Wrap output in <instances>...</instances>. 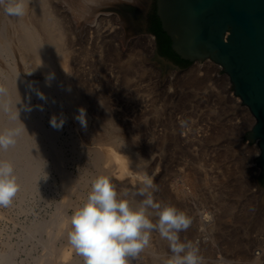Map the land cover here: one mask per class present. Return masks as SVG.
Instances as JSON below:
<instances>
[{
	"label": "rangeland",
	"instance_id": "1",
	"mask_svg": "<svg viewBox=\"0 0 264 264\" xmlns=\"http://www.w3.org/2000/svg\"><path fill=\"white\" fill-rule=\"evenodd\" d=\"M83 1L86 4L93 2L90 11L86 14L83 13L85 10ZM100 1H43L49 9L45 7L48 10L46 12L44 9L45 13L51 15L46 17H53L55 22L59 21L57 25L60 28L57 31H60L59 34L64 36V39L60 37L62 42L59 41V44L61 45L58 44L62 48L58 46L57 51L63 53L65 50L67 53L65 59L60 62L54 55L56 60H53L52 63L54 65V62H58V67L55 63L57 75L60 70L59 66H67L65 77L60 78L63 81L71 82V87L74 88L73 96L75 95L74 97L77 99L74 98L76 102L74 100L70 102V97L67 94L59 92L56 95L57 98L55 97L57 109L52 111V102L48 100L47 96L46 100H41L39 97L34 98L33 95L36 93L30 90L32 93L30 95L33 97H31L32 100L30 99L29 106L32 105L33 109L38 110L35 117L28 116L30 126L32 122L35 123L39 120L35 119L43 116L44 118L39 120V124L43 123L40 126L47 132L57 133L54 142H51L52 140L49 142L47 140L49 133L45 131L46 133L43 134L39 131L38 126H35L33 128L36 129L35 133L40 134L35 139L47 140V146H54L51 148L52 150L61 149L66 157V162L62 170L59 166L52 164L48 155L46 158L48 161L46 160L45 163H51L49 167L51 170L49 169L48 174L44 175L45 168L49 166L48 163V166L45 164L38 169L35 166V174L39 173L35 176L33 172L30 178V182L31 179L35 180V183L32 181L36 186H32L34 190L27 191V193L22 192L23 194L19 192L15 194L17 196L13 197L8 206H0V264H39L38 260L44 253L42 240L49 239L48 233L44 232L46 226L47 230H52L54 227H50L52 225L59 227L60 217L65 216L62 215L65 211L64 207L67 209L68 217L63 218H66L65 222L69 221L73 211L86 201L91 190L92 180L105 167L102 162H97L99 165L94 163L93 170L88 169V164L91 161H97L94 155L97 152L94 149L100 145L103 146V144L104 146L114 145L120 155L132 160L129 163L131 168L129 170L137 176L138 183L129 184L128 178L117 181L110 173L104 175L110 178L117 192L123 198L128 199L130 203L137 198L131 205L134 206L136 201L138 203L144 199L137 192L142 186V178L147 176L153 180L154 188L150 191L153 193L154 200L160 202L162 206L173 205L192 218L190 227L181 231L179 236L181 241L191 242L193 247L198 250V255L202 257V264H256V261L264 262V203L260 205L261 195L255 193L257 189L255 178H259L260 172L254 160L259 156V148L257 143L249 146V141L243 142V137L254 124L252 119L250 122V119L244 115L247 108L243 107L244 111L234 108L230 98L220 92L218 87H214L217 83L221 84L219 82L221 80L217 81L215 74L210 71L199 70V66L207 65L210 61L190 64L184 69V72L172 70L176 71L174 74L191 72L192 75L189 73V77L200 78L202 84L189 79L182 80L183 84H180L181 80L170 77L171 75H167L164 69L163 73L159 75V69H162L163 66L151 67L154 61L162 63L154 59V50L150 51L143 44L139 46L140 48L138 45L132 47L131 44V41L144 35H137L136 24L137 14L145 12L146 4L141 10L130 3L120 1H114L115 3L111 2V4L109 1V4L107 2L105 6H101L103 0ZM31 4L28 2L25 5L29 12ZM26 15L20 17L21 23L24 22L25 25L28 23V19H31ZM2 19L3 15H0V21ZM32 22L37 24L33 20ZM20 26L19 23V29ZM36 27L38 28L39 25ZM119 30L121 32H117ZM26 33L23 32V35ZM39 33L40 38L42 37L41 41L46 40L43 32ZM150 35L154 36V34ZM46 45L47 41H44L43 46ZM132 57H134L133 61L137 57L138 60L130 68L127 62ZM7 61L11 67L2 66L1 85H6L7 79L9 80L13 75L16 67L23 69L18 57H10ZM220 76L226 77L222 71H220ZM5 78L7 79L5 80ZM1 81H6V83ZM73 88L71 89L73 90ZM2 89L0 98L5 93V89ZM82 105L87 110L89 125L86 128L81 127L75 119ZM249 114L252 115L250 111ZM51 115H62L65 118V123L61 128H54L50 125ZM47 146L45 147L46 153L51 152ZM133 159H139L138 164L137 162L135 164ZM86 166L87 169H85ZM189 173L195 175L196 180L194 183L187 180L188 182L185 184L184 176ZM66 175L73 177L81 185L77 188L81 195L76 192L74 197L72 196L71 200L73 201H71L69 209L67 205L62 204V202H66L63 201L66 196L63 188ZM124 184L127 186L123 187ZM182 186L185 187L186 194L181 193ZM178 191H181L180 196ZM20 195L23 196V200L20 199ZM64 200L67 198L65 197ZM137 203L135 206H139ZM58 205L60 208L63 205L61 211H59ZM147 211L155 222L157 219L154 214L155 210L150 208ZM59 218L60 220H58ZM58 227H54L53 231H57ZM63 239L60 237L56 244H53V248L57 247H55L56 250L54 249L55 253L53 251V255L56 256L54 257L55 263L62 260L69 262L77 260L76 264H83V257ZM237 254L241 256H237ZM9 255L12 256V258L10 257L12 261L6 259ZM65 255H67L66 259H64ZM172 256L169 242L161 238L158 231L152 230L149 244L137 256L130 257L129 264H167L168 259ZM258 258L260 260H257Z\"/></svg>",
	"mask_w": 264,
	"mask_h": 264
},
{
	"label": "bare ground",
	"instance_id": "2",
	"mask_svg": "<svg viewBox=\"0 0 264 264\" xmlns=\"http://www.w3.org/2000/svg\"><path fill=\"white\" fill-rule=\"evenodd\" d=\"M44 1V0H43ZM41 0H24V3L26 5V3L30 2L32 3V7L30 9V12L29 10H25V14H27V18H31L33 21H35L37 24V26L39 25V29L36 27L35 23L32 22L31 19H28V23L25 25L24 22L21 23V20H20V17L16 18L15 16H9L5 13L4 11V6L3 5H0V15L2 16L3 15V19L0 21V72L2 69V66L4 67H11V65L8 63L7 59H10V57H18V60L21 61V64L23 66V69H19V68H15L16 70L13 71V73L11 72L12 70H10V73H12L13 75L10 77V75H8L10 78L9 80L7 78H5V80L7 79V83L6 81H4V78H3V83H6V85H1L0 84V90L2 88H4L5 90V93L4 95L0 98V133H7L8 131H12V130H18V135H16L14 137L15 139V143L13 145H10L7 149L5 150H0V160H3V161H7V162H10L13 164L14 166V173L17 177V180H18V191L16 194H18L19 192H23V193H27V191H31V190H34L33 188L36 187L34 186L33 183H35V180H32L31 179V182H30V178H31V175L32 173L36 176L37 174H35L36 172V167L38 169V167L40 166H44L45 164L47 165L48 163V167H46L45 169V174H48L47 172L49 171V167L51 166L49 164V162L45 163V161L47 160L46 158L49 157L51 158V162L52 164L54 163V165H57L59 166V168H61L63 170V167H64V163L66 162V157L64 155V152L61 150V149H54L52 150L51 148L54 146L52 145V147H49L46 145V141L48 140L50 142V140H52L51 142H54L55 138H56V134L55 132H47L45 128L41 127L43 125H41V123L39 124V120L43 117L41 116V118H37L35 120H38V121H35V123H31V126H30V121H28V118L30 117V115L34 116L36 115V111H38L37 109H33L32 108V105L29 106V103L30 101L32 100L31 97L34 96V98H38V96L35 94L33 96L32 93H30L32 90L33 92L36 93L35 89H39L40 91H42L49 99L48 100H51V109L52 111L53 110H56V103H55V97L57 95V93L59 94V92H62L63 94H67L69 98V101L72 102L75 99H77L76 97L73 96V92H74V88L73 86L71 87L72 84H70L71 82L69 81H63L60 77H65V72H66V69H67V66H59V69L58 70V75H57V70L55 71V63L57 65L58 62H54V65H53V60L55 61L57 58L59 59V62L63 59H65L64 57L66 56V51L63 50L64 52L60 53V51L58 52L57 51V48L59 45V41L60 40V37H64V36H61L59 33L60 31H57L59 30L58 28V25H57V22H59L58 20H53V17H50V18H47L51 15L46 14L45 13V7L47 6L45 4V2H43ZM48 1V0H47ZM88 1V0H87ZM94 1V0H92ZM96 1V0H95ZM102 1V0H101ZM100 1V2H101ZM109 1H110V4L111 2L113 3L114 1H120V2H126V3H130L131 5H134L135 7H138L139 9L142 10V8L145 7V4H146V0H103L102 3H101V6H105V4H109ZM7 2V0H6ZM64 2V1H63ZM81 2V1H80ZM84 2V1H83ZM98 2V0H97ZM85 3V2H84ZM115 3V2H114ZM79 4V3H77ZM82 4V3H81ZM93 4V2H92ZM92 4L89 2L88 4H84V12L83 10L81 12L83 13H87L90 11L91 9V6ZM96 4V3H95ZM100 4V3H99ZM29 5V4H28ZM76 5V4H75ZM80 5V4H79ZM98 5V4H97ZM48 7V6H47ZM46 7V8H47ZM77 7V6H76ZM97 7V6H96ZM45 9V10H44ZM48 9V8H47ZM51 9V8H50ZM95 9V8H94ZM97 9V8H96ZM129 9V8H128ZM49 10V9H48ZM46 10V12L48 11ZM79 11V9H78ZM94 11V10H93ZM51 13V12H50ZM53 13V12H52ZM79 13V12H78ZM53 15V14H52ZM81 15V14H80ZM9 16V17H8ZM24 16V15H23ZM47 16V17H46ZM57 17V16H56ZM55 17V18H56ZM25 18V17H24ZM26 18V20H27ZM54 18V19H55ZM52 19V20H50ZM23 21V19H22ZM25 21V19H24ZM20 26V29L18 27V25ZM59 24V23H58ZM25 25V26H24ZM61 25V24H60ZM57 28V29H56ZM56 30V31H55ZM61 30V29H60ZM17 32H20L21 35H18L20 33H17ZM23 32H27L26 34L23 35ZM39 32H43V35L44 38H46V40L44 41H47V45L49 44V46L47 47L46 46H43L44 44V41H43V44H42V37L40 38V33ZM58 32V33H56ZM117 32H121L120 30L117 31ZM63 34V33H61ZM22 35H23V38H22ZM19 36V37H18ZM21 36V37H20ZM61 38V39H62ZM64 39V38H63ZM62 39V40H63ZM62 42V41H61ZM64 42V41H63ZM65 43V42H64ZM59 44V45H58ZM131 44H132V47L134 46H142L141 44H143V46H146V48L148 47V49H150V51L153 52L154 50V46H155V41H154V36L153 35H150V34H146L145 36L142 35V36H139V38H136L135 40L131 41ZM65 45V44H64ZM60 47V46H59ZM136 47V48H138ZM62 48V46L60 47ZM65 48V47H64ZM140 48V47H139ZM145 48V47H144ZM135 49V48H134ZM61 50V49H60ZM132 50V49H131ZM138 50V49H137ZM133 51V50H132ZM140 51V50H139ZM145 51V50H144ZM135 52V51H134ZM141 52V51H140ZM57 53V55H56ZM60 53V54H58ZM143 53V51H142ZM131 54V53H130ZM134 54V53H133ZM56 59H55V57ZM135 55V54H134ZM142 55V54H141ZM152 56V55H151ZM139 57V56H138ZM138 57L137 59L134 60V57H132V59L127 62L128 66L130 68H132V65L134 62H136L138 60ZM142 57V56H141ZM140 57V58H141ZM148 57V56H147ZM7 58V59H5ZM123 59V58H122ZM14 60V59H13ZM127 60V59H126ZM129 60V58H128ZM148 60V59H147ZM146 60V61H147ZM58 61V60H57ZM154 61V60H153ZM125 62V61H124ZM139 62V61H138ZM137 62V63H138ZM148 62V61H147ZM161 62V61H160ZM136 63V64H137ZM162 63H157L154 61V63L152 64L151 67L155 66L159 67L160 66H163L161 65ZM16 65V64H15ZM142 65V64H141ZM17 66V65H16ZM19 66V65H18ZM144 66V64H143ZM148 66V65H147ZM58 67V65H57ZM127 67V66H126ZM139 67V65H138ZM13 68V67H12ZM123 68V67H122ZM134 68V67H133ZM137 68V67H136ZM149 68V67H148ZM5 69V68H4ZM45 69V70H44ZM135 69V68H134ZM163 69L164 71L167 73V75H171L170 77H174V78H177V80L179 79V81L181 82L180 84H183L182 83V80H190L192 82H196L199 84L202 82V80L200 78H196V76H191L189 77V73L192 75L191 72H185V73H180V74H174L175 72L172 71L173 69L170 67V66H166L165 68L162 67V69L160 68L159 69V75L160 73H163ZM204 70V71H210V73H214L215 74V78L218 79L217 81L221 82V84H218L217 85L215 84L214 87H218L217 89L224 93L225 95H227V97L230 98V100L232 101L233 105H234V108H236L237 110L239 111H244L243 110V107L247 108V110L245 111L244 115H246L249 119H250V122H251V119H252V122L255 123V119L254 117L252 118L253 115H250L249 114V109L248 107L244 106L243 103H242V100L237 97L233 90H232V85L229 81V78H227V75L226 77L225 76H220V71H222V68L221 66H217V64L215 65V63L211 62L208 63L207 65L205 64L204 66H199V70L201 71ZM23 70V71H22ZM143 70H146V69H143ZM156 70V69H155ZM6 71V69H5ZM29 71V73H27ZM40 71V73H38ZM44 71V72H43ZM128 71V70H127ZM147 71V70H146ZM145 71V72H146ZM148 71H150V69H148ZM191 71V70H190ZM194 71V70H193ZM50 72H54L55 73V78L51 81V85L49 86L48 83H46L45 81V76L46 74L50 73ZM139 72V71H138ZM179 72V71H178ZM177 72V73H178ZM181 72H184L181 71ZM198 72V71H196ZM3 73V72H2ZM7 73V72H5ZM147 73V72H146ZM152 73V72H151ZM157 73V74H158ZM42 76H41V75ZM132 74V73H131ZM140 74V73H139ZM194 74V72H193ZM143 75V74H141ZM146 75V74H145ZM3 76L0 75V77ZM154 76V75H153ZM167 77V76H166ZM194 77V78H192ZM133 78H135L133 76ZM212 78V77H211ZM2 79V78H1ZM157 79V78H156ZM159 79V78H158ZM163 79V78H162ZM215 79V81H216ZM14 80V81H13ZM17 80V81H15ZM68 80V79H67ZM71 80V79H70ZM204 80V79H203ZM134 81V80H133ZM172 81V80H171ZM177 81V82H179ZM184 82V81H183ZM189 82V81H188ZM191 82V83H192ZM204 82V81H203ZM2 83V84H3ZM156 83V82H155ZM159 83V82H158ZM187 83V82H185ZM175 84V83H174ZM198 84V85H199ZM202 84V83H201ZM30 85H32L30 87ZM186 85V84H185ZM197 85V84H196ZM2 87V88H1ZM179 87V86H178ZM73 88V90L71 89ZM3 90V89H2ZM1 92V91H0ZM77 92V91H76ZM31 94V95H30ZM2 95V94H1ZM0 95V96H1ZM67 95H65L67 97ZM78 96V95H76ZM59 97V96H58ZM81 97V96H80ZM57 98V97H56ZM31 99V100H30ZM68 99V98H67ZM80 99V98H79ZM38 100V99H37ZM58 100V99H57ZM36 101V100H34ZM61 101V100H60ZM74 102H76L74 100ZM80 102V101H78ZM82 102V101H81ZM32 104V102H31ZM42 104V102H41ZM46 104V103H44ZM69 104V103H68ZM71 104V103H70ZM76 104V103H75ZM74 104V105H75ZM49 105V104H48ZM80 105V104H79ZM61 106V105H60ZM59 106V107H60ZM155 106V105H154ZM78 107V106H77ZM81 107V106H80ZM83 107V105H82ZM31 109V110H28V109ZM153 108V106H152ZM163 108V106H162ZM44 109V108H43ZM70 109V108H69ZM49 110V109H48ZM71 110V109H70ZM248 111V112H247ZM43 113V112H42ZM162 113V112H161ZM251 113V112H250ZM38 114V113H37ZM45 114V113H44ZM49 114V113H48ZM46 114V115H48ZM58 114V113H57ZM74 114V113H73ZM243 114V113H242ZM39 115V114H38ZM29 116V117H28ZM50 116V115H49ZM52 116V115H51ZM74 116V115H73ZM243 116V115H241ZM245 116V117H246ZM31 118V117H30ZM44 118V117H43ZM246 119V118H245ZM30 120V119H29ZM247 120V119H246ZM44 122V121H43ZM249 122V121H248ZM29 123V124H28ZM41 125V126H40ZM89 125V124H87ZM254 125V124H253ZM35 126L40 129L39 131H41L43 134L44 132L46 131L47 133H49L47 140L44 141V139H38L40 140V143H38V140L35 139L36 136L40 135L38 133H35V130L36 129H33L35 128ZM97 127V126H96ZM99 127V126H98ZM97 127V128H98ZM253 127V126H252ZM110 128V127H109ZM170 129V128H169ZM167 129V130H169ZM75 130V129H74ZM86 130V129H85ZM116 130V129H115ZM118 130V129H117ZM116 130V131H117ZM50 131V130H49ZM88 131V130H87ZM45 132V133H46ZM84 133V132H83ZM89 135V134H88ZM87 135V136H88ZM171 135V134H170ZM41 138V136H40ZM44 138V137H43ZM36 142H35V140ZM77 139V138H76ZM115 139V138H114ZM117 139V138H116ZM75 140V139H74ZM73 140V141H74ZM118 140V139H117ZM34 141V143H33ZM44 141V142H43ZM78 141V140H76ZM74 144V142H73ZM123 144V143H122ZM49 145V144H48ZM76 145V144H75ZM108 145V144H107ZM101 146L100 147H97L95 148L94 150L97 152L95 153L94 151V155H95V159H97L96 162H92L88 164V169H92L94 163L96 165V163L98 162H102L105 167L102 168L103 170H101L102 172L97 175V176H100V175H108L109 173L110 174H113L114 177L116 178L117 181H121V180H124L125 178H128V181H129V184L130 183H133L135 184L138 183L137 181V176H135L134 174H132V172H130L129 170V163L130 161L132 162V160H129L127 157L125 156H122L118 153L116 147L114 145H108V146ZM49 147V149H51L50 151L51 152H48L46 153V148L45 147ZM126 147V146H125ZM79 148V147H78ZM71 150V149H70ZM74 150V149H73ZM77 150V149H76ZM131 151V149H130ZM77 152V151H75ZM136 152V151H135ZM134 152V153H135ZM257 152V151H256ZM258 152L260 153V150L258 149ZM257 152V153H258ZM78 153V152H77ZM47 154V155H46ZM74 155V154H73ZM72 155V156H73ZM80 155V154H79ZM82 155V154H81ZM77 156V155H76ZM78 157V156H77ZM134 157V156H133ZM142 157V156H141ZM88 158V157H87ZM140 158V157H139ZM74 159V158H73ZM143 159V158H142ZM134 160V159H133ZM48 161V160H47ZM139 162V159H135L134 160V163L136 164V162ZM141 161V160H140ZM145 161V160H144ZM137 162V164H138ZM97 163V165H99ZM145 165V163H144ZM144 165H141V166H144ZM18 166V168H17ZM36 166V167H35ZM53 166V165H52ZM98 167V166H96ZM40 169V168H39ZM87 169V166L86 168ZM131 169V168H130ZM51 170V169H50ZM93 170V169H92ZM39 171V170H38ZM65 171V169H64ZM100 171V170H99ZM182 171V170H181ZM184 171V170H183ZM66 172V171H65ZM98 172V171H97ZM191 172V171H189ZM67 173V172H66ZM85 173V172H84ZM87 173V172H86ZM99 173V172H98ZM43 175V176H44ZM65 175V174H64ZM88 175H89V172H88ZM110 176V175H109ZM195 176V175H194ZM193 175H191L190 173L189 174H185V178L184 180V183L186 184V182H188L189 180L192 181L194 183V181L196 180V178L194 177ZM63 178V176H62ZM94 178V177H93ZM188 180V181H187ZM32 181H34L32 183ZM39 181V180H38ZM37 181V182H38ZM179 181V180H178ZM183 181V180H181ZM33 184V185H32ZM132 184V185H133ZM183 184V183H182ZM42 185V184H40ZM123 185V184H122ZM27 186V187H26ZM34 186V187H32ZM62 186V185H61ZM78 186H81L79 185V182L74 179L73 177L71 176H68L66 175L65 176V180H64V185H63V188H64V192L66 193V198L67 200H64L63 201H66L65 203L62 202V204L64 205H67L68 209H69V206L71 205V198L72 196L78 191H77V188ZM127 184H124L123 187H126ZM22 187V189H21ZM40 187V186H39ZM181 187V186H180ZM183 187V186H182ZM133 188V187H132ZM256 188L258 189L257 185H256ZM183 189V190H182ZM256 189V194H259L261 195V198H262V201H261V204L264 203V193L262 190H258L257 191ZM179 190V189H178ZM255 190V189H254ZM41 191V189H40ZM63 191V190H62ZM123 191V190H122ZM121 191V192H122ZM182 191V192H181ZM181 193L183 194H186L185 192H187L185 190V187L181 188ZM34 192V191H33ZM32 192V193H33ZM38 192V191H37ZM43 192V191H42ZM81 192V191H80ZM133 192V191H132ZM179 192V191H178ZM179 192V193H180ZM20 193V194H21ZM22 193V194H23ZM31 193V192H30ZM29 193V194H30ZM39 193V192H38ZM64 193V195H65ZM181 193L179 194V196L181 195ZM28 194V195H29ZM80 194V193H78ZM83 194V193H82ZM41 195V194H40ZM77 195V194H76ZM81 195V194H80ZM134 195V194H133ZM17 196V195H15ZM21 196V195H20ZM33 196V194H32ZM85 196V195H84ZM26 197V196H25ZM74 197V196H73ZM80 197V196H78ZM76 197V198H78ZM134 197V196H133ZM183 197V196H182ZM20 198V197H19ZM23 196H21L20 199H22ZM181 198V197H180ZM87 199V198H86ZM85 199V200H86ZM137 199V198H135ZM134 199V200H135ZM23 200V199H22ZM84 200V199H83ZM133 200V201H134ZM75 201V200H74ZM131 202V203H134V202ZM137 203V201L135 202V204ZM139 203V201H138ZM137 203V204H138ZM260 203V202H259ZM25 204V203H24ZM134 206L133 207H138V206ZM62 205V207H63ZM64 205V206H65ZM72 205H73V202H72ZM59 207V211H61L63 208L61 207L60 208V205H58ZM264 206V205H263ZM71 207V206H70ZM66 207H64V212L62 213V215H65L63 217H68V214L66 215V210L65 209ZM262 208V207H261ZM61 209V210H60ZM150 209V208H149ZM260 210V209H259ZM24 211V210H23ZM264 211V210H263ZM58 211H57V215H58ZM263 214V213H262ZM59 216H61V214H59ZM63 217H60L58 220H60V225L58 227L55 226V225H52L53 223H48L52 226L50 227H58L56 228L57 231H53V228L52 230L49 229L47 230V226H46V229L44 230V232H47L48 233V236H49V239L44 241L45 239H41L43 241V246H44V253L43 255L40 257V260H38L39 264H76L77 263V260L76 261H64L62 260L61 262H58L55 263L56 259L54 257H56L55 255H53L55 253V247L53 248V244H56V241L61 237V238H64L63 240L66 241L68 244L69 241H68V232L71 230V225H70V219L69 221H66V218H63ZM58 218V217H57ZM262 218V217H261ZM207 219V218H206ZM56 221V219H55ZM260 221V220H259ZM54 222V221H53ZM47 223V222H45ZM57 224V222H54ZM40 227V226H39ZM45 227V226H44ZM37 228V227H36ZM39 229V228H38ZM42 230H43V226H42ZM40 231V230H39ZM38 231V232H39ZM43 232V231H42ZM45 234V233H44ZM232 236V235H231ZM236 238V237H235ZM217 241V240H216ZM215 244V242H214ZM234 245V244H233ZM237 246V245H236ZM228 247V246H227ZM232 247V246H231ZM241 247V246H240ZM57 248V247H56ZM239 248V247H238ZM55 249V250H54ZM145 249V248H144ZM151 250V249H150ZM229 250V249H227ZM235 250V249H234ZM240 250V248H239ZM54 251V253H53ZM59 251V250H57ZM262 251V250H261ZM241 252V251H240ZM150 253L152 254H155L153 253V251ZM232 253V252H231ZM239 253V252H237ZM59 254V253H58ZM230 254V253H229ZM264 254V253H263ZM233 255V253H232ZM240 255V254H237V256ZM7 256V255H6ZM154 256V255H153ZM241 256V255H240ZM258 256V255H257ZM12 256L9 255V257H7L6 259L8 261L11 260ZM67 255L64 256V259H66ZM78 257V256H77ZM10 258V259H9ZM81 258V257H80ZM79 258V259H80ZM263 258V257H262ZM3 259L5 260V258L3 257ZM55 259V261H54ZM59 259V258H58ZM241 259V258H240ZM61 260V259H60ZM257 260H260V258H258ZM12 261V260H11ZM254 261V259H253ZM53 262V263H52ZM79 262V260H78ZM257 263L256 264H264V262L262 263H259L258 261H256ZM255 263V262H254ZM252 264V263H251Z\"/></svg>",
	"mask_w": 264,
	"mask_h": 264
},
{
	"label": "clouds",
	"instance_id": "3",
	"mask_svg": "<svg viewBox=\"0 0 264 264\" xmlns=\"http://www.w3.org/2000/svg\"><path fill=\"white\" fill-rule=\"evenodd\" d=\"M0 5L9 16L25 14L24 0H0ZM54 78L55 73L50 72L45 81L50 86ZM35 91L41 100L47 99L42 91ZM75 119L86 128V108L80 107ZM49 123L54 128H61L65 118L53 115ZM16 135L18 130L0 133V150L13 145ZM18 187L13 164L0 160V206L6 207L12 202ZM153 188V180L143 177L137 194L144 199L138 207H133L117 192L109 177L100 175L92 180L86 201L70 217L71 230L67 234L71 246L83 257V264H129V258L137 256L149 244L152 230L158 231L161 238L169 242L173 256L167 264H202L198 250L191 242L181 241L179 236L190 227L192 218L173 205L162 206L154 200L150 191ZM149 208L155 210V222L147 211Z\"/></svg>",
	"mask_w": 264,
	"mask_h": 264
},
{
	"label": "water",
	"instance_id": "4",
	"mask_svg": "<svg viewBox=\"0 0 264 264\" xmlns=\"http://www.w3.org/2000/svg\"><path fill=\"white\" fill-rule=\"evenodd\" d=\"M152 1L172 51L190 64L211 61L221 66L234 94L253 115L255 123L243 142L258 145L254 163L260 175L254 178L257 191L264 193V0H146L144 14ZM154 41V59L165 68ZM166 63L179 72L186 68Z\"/></svg>",
	"mask_w": 264,
	"mask_h": 264
},
{
	"label": "flooded vegetation",
	"instance_id": "5",
	"mask_svg": "<svg viewBox=\"0 0 264 264\" xmlns=\"http://www.w3.org/2000/svg\"><path fill=\"white\" fill-rule=\"evenodd\" d=\"M154 5H155V3L152 1L151 10L148 12L147 15L144 14V13L137 14V24L136 25H137V29L138 30L136 32H142L143 30H145L148 34H152L151 33L152 31H150V29H151V17H150V14H151V12L154 9ZM154 36L156 38V45H157L158 53L162 57H164L166 61H168V62L170 61V62L174 63L175 65L182 67L183 64L180 63L179 61H177V59L175 57L162 55L160 53L161 49H164L165 45L167 44L166 39H164V38H158L155 34H154ZM166 61L163 62V63L166 66H168L167 63H166Z\"/></svg>",
	"mask_w": 264,
	"mask_h": 264
},
{
	"label": "trees",
	"instance_id": "6",
	"mask_svg": "<svg viewBox=\"0 0 264 264\" xmlns=\"http://www.w3.org/2000/svg\"><path fill=\"white\" fill-rule=\"evenodd\" d=\"M151 17V29L150 31H152L151 33L155 34L158 38H164L166 39L167 44L165 45L164 49H161L160 53L162 55H166V56H172L175 57L177 59V61H179L180 63H182V67H187L190 65V63L181 60L171 49V42L169 40V38L166 36V34L162 31L161 28V23L159 21V18L156 15V7L154 5V9L150 14ZM260 182L262 183V185H264V179L262 178L260 180Z\"/></svg>",
	"mask_w": 264,
	"mask_h": 264
}]
</instances>
